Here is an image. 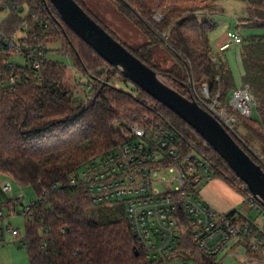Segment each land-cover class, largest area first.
<instances>
[{
  "label": "trees",
  "instance_id": "obj_1",
  "mask_svg": "<svg viewBox=\"0 0 264 264\" xmlns=\"http://www.w3.org/2000/svg\"><path fill=\"white\" fill-rule=\"evenodd\" d=\"M119 1L122 9L139 18L140 23L164 41L180 60L188 82L156 69L150 62V44L137 50L123 44L134 56L183 96L194 99L191 84L196 89L206 84L212 99L219 98L223 105L228 104L229 92L238 87L222 55L224 51H214L211 45L210 34L216 24L200 21L195 14L197 8L172 7L196 0ZM241 1L248 5L249 26L264 29V0ZM12 2L16 8L0 24V32L12 39L26 27L27 38L23 41L37 57L38 51L48 46L43 52L46 61L40 69L31 68L30 64L9 68V57L0 52V172L19 186L32 188L36 199L41 200L33 216L26 218L25 235L19 239L20 245H27L29 264H150L142 255L135 254L137 246L123 207L95 204L83 189L70 184L72 174L123 143L126 125L146 114H157V118L169 122L178 131L184 147H192L208 159L214 178L247 199L252 196L200 135L109 65L63 22L48 0ZM158 13L164 16L161 22L154 19ZM42 20L48 24L47 29L42 28ZM164 33L168 36L166 40ZM53 53L71 55L73 66L90 78L89 101H74L76 91L65 84L68 66L50 60ZM241 60L242 86L250 87L259 120L238 115L239 124L230 134L264 170L258 154L249 150L238 134V128L243 127L262 143L259 156L264 157V36L243 42ZM117 82L131 84L133 89L125 90ZM10 205L3 202L0 208ZM184 255L199 264L214 263L197 251L189 237Z\"/></svg>",
  "mask_w": 264,
  "mask_h": 264
},
{
  "label": "built area",
  "instance_id": "obj_2",
  "mask_svg": "<svg viewBox=\"0 0 264 264\" xmlns=\"http://www.w3.org/2000/svg\"><path fill=\"white\" fill-rule=\"evenodd\" d=\"M0 7L14 10L16 5L12 0H0ZM156 16L161 20L159 14ZM41 25L48 28L43 20ZM26 30L20 38L12 39L0 32V52L9 57V68L30 64L40 69L46 61L43 52L48 46L38 51V57L32 54L23 41ZM242 42L243 37L236 35L219 51ZM6 83L4 80L2 85ZM74 87V101L91 99L87 79L77 80ZM191 87L194 100L229 133H234L239 124L238 115L251 118L254 114L256 100L248 85L234 90L227 105L219 98L212 99L206 84L200 90L193 84ZM157 116L146 114L126 125V140L108 154L83 164L70 176V184L83 189L95 204L122 206L137 251L150 264H189L184 255L187 237L197 251L214 260L213 264L230 257L243 264H264V207L250 196L247 202L252 214L215 209L200 193L203 185L215 179L211 163L194 148L184 147L178 131ZM11 192V183L0 185V199L10 202L9 208L15 212L21 205L22 215L31 218L41 200L25 205L22 196L14 198ZM4 208H0V222L6 218ZM6 233L20 236L18 230L1 224L0 239Z\"/></svg>",
  "mask_w": 264,
  "mask_h": 264
},
{
  "label": "rangeland",
  "instance_id": "obj_3",
  "mask_svg": "<svg viewBox=\"0 0 264 264\" xmlns=\"http://www.w3.org/2000/svg\"><path fill=\"white\" fill-rule=\"evenodd\" d=\"M79 3L83 5L89 13H91L95 20L99 21L104 27L114 34L119 42L127 47L137 50L143 45L150 44V50L152 53L150 60L151 64L160 72L174 74L183 81L188 82L187 74L180 60L171 52L160 37L151 33L145 25L139 22V18L122 9L121 2L119 0H79ZM172 7L197 8L199 10H196L195 14H197L200 21L207 20L216 24V29L210 34L211 45L214 51H218L215 47V43L217 40L224 37L226 33H230L232 37L236 33H239L246 39L254 35H264V29L256 28L251 25L246 26L247 23H250V12L248 5L241 0H196L194 2L179 4ZM10 13L11 10L9 8L0 11V24L9 16ZM158 14L161 16L162 20L164 18L163 14ZM156 15L154 16L155 21L161 22V20H158ZM21 32L23 31H20L17 34V38L23 36ZM162 36L165 40L168 38L165 33L162 34ZM239 49L240 45H235L230 50H227L222 54L233 72L237 87H241L243 85L241 79L242 64L239 53L242 48L240 50ZM13 58L17 59L16 56ZM49 59L68 66L65 84H67L70 90L75 88L74 86L77 80H80L81 78L90 80V78L85 77L81 70L73 66L74 59L71 55L66 56L65 53H53L50 54ZM19 61L23 64L24 59L20 58ZM71 66L73 67L71 68ZM162 79L167 83L165 78L162 77ZM117 84L125 90L133 89L131 84L125 85L119 82H117ZM197 89L200 90V88ZM231 95L232 93L229 92V101L231 99ZM252 119L256 121L259 120V114L256 107L254 108ZM238 134L242 140L248 144L250 147L249 150L258 154L256 157L264 165V157L259 156L263 148L262 143L253 138L243 127L238 128ZM4 182H9L12 185V192L10 196H13L14 198L22 196L20 199L25 205L36 200V195L32 188L21 187L14 182L10 176L4 175L0 172V185ZM209 183L201 187L200 193L203 197H206L207 195V193L204 192V189ZM239 195H227L222 191L215 190L212 192L211 197L217 198L218 201L224 202L225 204L228 203L229 205L234 203L235 196L237 200H240V203L236 206H232L231 210L235 209L237 211H243L246 214H252L247 198L242 200ZM16 209L17 211L15 212L10 208L5 207L4 211L6 218L3 222H1V224L18 230L20 235L23 237L26 231V217L22 215V207L20 205ZM258 219L259 221H262L261 218ZM5 238L6 241H0V264H29L27 249L23 245L19 244L20 236L18 238H14L10 234L6 233ZM188 262L189 264H199L198 260H195L194 258H189ZM216 264L243 263L233 257H230L228 259L221 258L216 261Z\"/></svg>",
  "mask_w": 264,
  "mask_h": 264
},
{
  "label": "water",
  "instance_id": "obj_4",
  "mask_svg": "<svg viewBox=\"0 0 264 264\" xmlns=\"http://www.w3.org/2000/svg\"><path fill=\"white\" fill-rule=\"evenodd\" d=\"M63 22L109 65L168 108L200 135L247 186L264 207V170L236 142L225 127L194 99L166 83L160 74L134 56L97 23L76 0H48ZM49 9V4L47 3ZM4 7H0L3 11ZM181 23V22H180ZM139 256V251H135Z\"/></svg>",
  "mask_w": 264,
  "mask_h": 264
},
{
  "label": "crops",
  "instance_id": "obj_5",
  "mask_svg": "<svg viewBox=\"0 0 264 264\" xmlns=\"http://www.w3.org/2000/svg\"><path fill=\"white\" fill-rule=\"evenodd\" d=\"M250 24V23H249ZM249 24L247 23L246 24V26L248 25L249 26ZM236 35H240L239 33H236L234 36H236ZM234 36L232 37L231 35H230V33H226V35L224 36V37H222L220 40H217V42L215 43V47H216V49H218V51H219V48L222 46V45H224L225 43H227V42H230V41H232L233 40V38H234ZM256 36H258V35H254V36H251V37H256ZM261 36H264V35H259L258 37H261ZM250 37V38H251ZM249 39V38H248ZM246 40V38H243V42ZM243 42L241 43V44H238V45H240V49L242 48V44H243ZM236 44H234L233 46H235ZM238 45H236V46H238ZM232 46V47H233ZM231 47V48H232ZM230 48V49H231ZM230 49H228V50H230ZM239 49V50H240ZM227 51V50H226ZM225 52V51H224ZM240 60H241V50H240ZM241 64H242V60H241ZM242 74H243V68H242ZM242 74H241V77H242ZM242 87V86H241ZM238 88H240V87H238ZM228 102H229V100H228ZM215 190H218V191H222V192H224V193H226L227 195H233V194H235V195H239V193H237L235 190H233L231 187H229L224 181H222L221 179H217V178H215V179H213L207 186H206V188L204 189V192H206L207 193V195H206V197L204 196V198L215 208V209H217L218 211H220V212H229V211H232L231 210V208H232V206H236V205H238L239 203H240V200H237V198H235V196H234V199H235V201H234V203H232V204H229L228 205V203H224V202H220V201H218V199L217 198H213V197H211V194H212V192L213 191H215ZM203 192V193H204ZM241 198H242V200H244L245 199V197L244 196H242L241 194L239 195ZM4 201L3 200H1L0 199V203H3ZM22 203V202H21ZM21 206V205H20ZM233 210H235V209H233ZM1 223V222H0ZM15 240V239H14ZM0 241H6V238H3V239H0Z\"/></svg>",
  "mask_w": 264,
  "mask_h": 264
}]
</instances>
